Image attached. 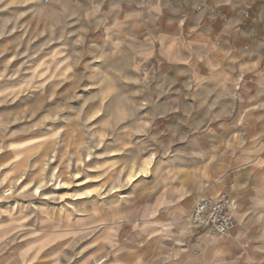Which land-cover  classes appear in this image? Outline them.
Listing matches in <instances>:
<instances>
[{
  "label": "rangeland",
  "instance_id": "1",
  "mask_svg": "<svg viewBox=\"0 0 264 264\" xmlns=\"http://www.w3.org/2000/svg\"><path fill=\"white\" fill-rule=\"evenodd\" d=\"M145 2L0 0V264L96 262L222 137L188 69L131 56Z\"/></svg>",
  "mask_w": 264,
  "mask_h": 264
},
{
  "label": "crops",
  "instance_id": "2",
  "mask_svg": "<svg viewBox=\"0 0 264 264\" xmlns=\"http://www.w3.org/2000/svg\"><path fill=\"white\" fill-rule=\"evenodd\" d=\"M128 8L124 23L137 26L127 37L131 56L139 66L152 58L154 66L188 69L189 83L205 91L210 136L222 137L197 147L203 158L160 175L146 215L128 230L115 227L103 257L87 263L264 264V0H149ZM221 193L233 199L231 231L193 225V205Z\"/></svg>",
  "mask_w": 264,
  "mask_h": 264
},
{
  "label": "built area",
  "instance_id": "3",
  "mask_svg": "<svg viewBox=\"0 0 264 264\" xmlns=\"http://www.w3.org/2000/svg\"><path fill=\"white\" fill-rule=\"evenodd\" d=\"M233 199L221 193L216 199H199L190 210L189 221L198 227L209 226L217 234H228L235 226L231 207Z\"/></svg>",
  "mask_w": 264,
  "mask_h": 264
},
{
  "label": "bare ground",
  "instance_id": "4",
  "mask_svg": "<svg viewBox=\"0 0 264 264\" xmlns=\"http://www.w3.org/2000/svg\"><path fill=\"white\" fill-rule=\"evenodd\" d=\"M147 163H148V162H147ZM147 163H146V164H147ZM39 191H40V190H39L38 188H35V192H36V193L39 192Z\"/></svg>",
  "mask_w": 264,
  "mask_h": 264
}]
</instances>
